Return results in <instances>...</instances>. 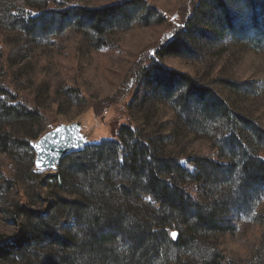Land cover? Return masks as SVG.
Here are the masks:
<instances>
[{
    "label": "trees",
    "instance_id": "trees-1",
    "mask_svg": "<svg viewBox=\"0 0 264 264\" xmlns=\"http://www.w3.org/2000/svg\"><path fill=\"white\" fill-rule=\"evenodd\" d=\"M239 1L203 0L205 17L199 20V25L195 17H189L161 41L155 52L159 62L146 66L153 58L150 53L134 65L124 88L116 95L121 101L133 85H138L136 97L128 106L130 119L120 127L117 140L88 144L66 156L58 165V174L50 176L59 182L68 174L67 185L77 187L70 189L69 195L50 194L47 208L42 211L31 208L19 188L16 211L24 222L13 241L0 246V258L48 250L50 255L43 258V264H171L175 250L183 249V256L185 252L193 254L208 238L229 230L226 219L236 197L251 205L263 194L264 156L251 157L247 145L253 136L264 152V119L254 121V117L250 114L247 117L230 105L215 89L200 85L192 75L169 69L162 62L169 57L190 58L195 50L189 40L198 38L214 44V37L207 36L209 30L232 34L235 18L227 6H236ZM244 1L245 9L254 14L251 22L254 41L260 42L263 34L258 33L257 27L264 24V0ZM207 2L217 12L216 23L206 21ZM149 9L158 13L148 0H129L98 9L65 8L29 14L19 23L28 34L36 36L54 27L63 28L72 18L79 29L98 35L99 44L104 45L107 34L129 26ZM56 17L61 21L57 26ZM252 51H244L243 56L253 54ZM125 60L119 53L112 58V64L120 65ZM14 73L13 65L0 51V78L7 82L0 86V117L7 123L6 132L0 134V168L7 185L20 187L19 170L10 166L7 153L19 143L33 153L31 138L36 139L44 132L37 123L46 117L38 109L28 108L11 97L9 84ZM216 82L236 94L249 96L264 87V73L259 80L246 82L237 80L235 75L219 73ZM152 103L167 107L173 115L156 131L155 137L144 134L149 129L147 106ZM219 119L225 127L224 145L214 146L212 155L206 154L201 146H194L187 155L178 158L159 152L171 133V125L195 124L201 128L214 126ZM12 121L31 123L38 127V132L33 137L25 134L14 137L9 130ZM184 161L190 167L182 165ZM221 180L226 187L236 180L237 193L212 197V186L217 187ZM250 189H254L252 194ZM247 208L238 210V214ZM56 214L71 219L72 227L56 230L51 226ZM174 231L178 232L177 241L171 235ZM203 249L199 252L204 253L199 264H230L222 253Z\"/></svg>",
    "mask_w": 264,
    "mask_h": 264
},
{
    "label": "rangeland",
    "instance_id": "rangeland-1",
    "mask_svg": "<svg viewBox=\"0 0 264 264\" xmlns=\"http://www.w3.org/2000/svg\"><path fill=\"white\" fill-rule=\"evenodd\" d=\"M125 1L129 0H0V51L9 59L15 71L9 84L13 93L11 97L17 98L28 108L38 109L46 117L37 123L44 132L36 139L31 138L34 147L41 138L59 129L77 132L76 140L81 150L85 148V139L84 142L117 140L120 127L130 119L128 106L138 90V85H133L121 101L116 98L128 81L131 69L150 53L153 58L146 66L159 62L155 52L167 35L173 34L191 16L195 17L197 24L205 17L203 0H148L158 13L149 9L129 26L111 31L105 36L104 45L99 44L98 35L79 29L72 18H69V25L54 27L48 33L39 32L36 36L28 34L21 26L22 23H19L26 20L29 14L65 8L98 9ZM208 4V7H204L206 21L216 23L217 12ZM227 8L235 18L232 34L224 35L209 30L207 36L214 37V44H210L211 41L206 44L198 38L189 40L191 48L195 50L190 58L169 57L162 62L169 69L192 75L200 85L215 89L230 105L247 117L250 114L254 121H259L264 119V87L252 95H241L223 88L216 82V78L219 73H223L227 76L235 75L242 82L260 79L264 73V24L257 27L263 38L256 43L254 27L251 25L254 14L245 9V1H239L236 6L230 4ZM55 22L57 26L61 21L56 17ZM251 49L253 54L244 57L243 52ZM119 53L126 58L125 62L112 64V58ZM3 78H0V86L7 83ZM147 107L149 129L144 134L155 137L156 131L163 128L164 122L171 120L173 115L159 103ZM219 120L214 126L201 128L195 124L192 127L171 125V133L161 144L159 152L178 158L187 155L194 146H201L206 154L212 155L214 146L222 148L224 145L222 140L225 127L223 121ZM9 125L14 137L22 134L33 137L38 132V127L31 123L12 121ZM6 128L7 123L0 117V134L5 133ZM250 138L248 154L255 158L264 156L260 144L253 136ZM33 153L23 143L12 147L7 153L11 160L10 166L14 165L19 170L20 187L7 185L0 168V246L13 241L19 226L24 222V218L16 211L20 202L19 188L30 207L42 211L47 208L46 199L50 194L67 196L70 189L77 188L67 185L70 177L68 174H65V180L61 177L59 182H55L50 176L57 175L59 170L39 171L35 167V150ZM182 165L190 167L187 161ZM223 181H218L217 187L212 186V197L228 192L237 193L234 185L236 180L229 187L223 186ZM252 191L254 189L249 192L252 194ZM234 204L226 219L230 224L227 232L204 240L205 245L203 243L199 251L193 254L185 252L183 256V249L175 250L171 264H199L204 256V253L199 252L204 247V252L222 253L230 264H257L258 261L264 264V191L251 205L242 203L238 197ZM245 207H248L247 210L238 214V210ZM72 225L73 221L61 214L54 215L51 223L56 230ZM48 253V250L27 251L7 259L0 258V264H43V258L50 255Z\"/></svg>",
    "mask_w": 264,
    "mask_h": 264
},
{
    "label": "water",
    "instance_id": "water-1",
    "mask_svg": "<svg viewBox=\"0 0 264 264\" xmlns=\"http://www.w3.org/2000/svg\"><path fill=\"white\" fill-rule=\"evenodd\" d=\"M76 134L77 132L74 133L72 129H59L55 133L41 138L34 147L36 153L35 167L39 171H55L66 156L81 151V145L76 140ZM84 141L83 143H86L85 146L95 143L92 141L88 142V140L86 142ZM38 163L40 167L37 166ZM174 232L177 234L174 241H177L178 232Z\"/></svg>",
    "mask_w": 264,
    "mask_h": 264
},
{
    "label": "snow or ice",
    "instance_id": "snow-or-ice-1",
    "mask_svg": "<svg viewBox=\"0 0 264 264\" xmlns=\"http://www.w3.org/2000/svg\"><path fill=\"white\" fill-rule=\"evenodd\" d=\"M37 166H38V167H40L39 163H38V165H37ZM171 235H172V238H173V239H175V238H176V236H177V234H176L175 232L171 233Z\"/></svg>",
    "mask_w": 264,
    "mask_h": 264
}]
</instances>
